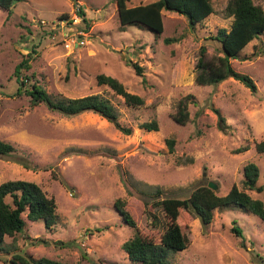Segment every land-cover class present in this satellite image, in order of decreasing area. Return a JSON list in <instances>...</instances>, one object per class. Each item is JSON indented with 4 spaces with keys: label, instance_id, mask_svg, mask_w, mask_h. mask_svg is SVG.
<instances>
[{
    "label": "rangeland",
    "instance_id": "1",
    "mask_svg": "<svg viewBox=\"0 0 264 264\" xmlns=\"http://www.w3.org/2000/svg\"><path fill=\"white\" fill-rule=\"evenodd\" d=\"M153 1L130 0L129 5ZM227 1L213 0L215 13L195 28L184 15L164 9L160 34L139 24L122 26L117 0H21L11 12L0 6V138L17 147L16 153L0 157V184L36 182L58 205L52 228L24 214L26 227L7 236L0 264H11L15 252L69 264H133L122 245L135 229L116 210L118 198L127 201L139 231L159 242L166 216L155 199L186 198L210 181L218 184L219 195L233 185L244 188L249 161L261 169L263 191H247L264 201V154L255 148L264 140V34L232 59L237 71L255 80L257 93L235 78L215 85H199L195 78L203 44L207 57L221 54L220 43L210 37L231 25L224 15ZM254 1L264 7V0ZM79 7L88 22L78 15ZM259 46L263 52L251 56ZM28 53L31 68L24 71L36 76L27 84L36 80L55 98L101 94L133 133L124 134L93 111L66 116L44 103L32 106L25 93L17 95L15 68ZM129 60L144 66V76ZM101 73L119 78L145 103L127 105L98 83ZM187 95L194 101L190 120L181 124L173 116ZM152 119L159 121V130L140 126ZM168 138L175 140L174 151ZM244 144L250 149L236 153ZM148 202L160 224L149 217ZM181 216L190 243L171 255V264H264V222L256 215L239 207L216 210L207 226L191 213ZM235 225L243 236L232 230Z\"/></svg>",
    "mask_w": 264,
    "mask_h": 264
},
{
    "label": "trees",
    "instance_id": "2",
    "mask_svg": "<svg viewBox=\"0 0 264 264\" xmlns=\"http://www.w3.org/2000/svg\"><path fill=\"white\" fill-rule=\"evenodd\" d=\"M18 1L21 0H0V6L11 12L13 5ZM129 2L130 0H117L118 15L122 26L125 27L131 23L139 24L158 34L165 30L164 9L184 15L193 28L202 24L208 16L216 11L213 0H155L134 6L129 5ZM77 13L84 21L88 22L82 7L77 9ZM224 15L226 18L232 19L230 27H222L216 35L210 37L220 43L221 54L207 57V46L205 44L201 46L195 66L196 82L199 85H215L228 78H235L250 88L253 93H257L258 86L255 80L249 74L237 71L232 64V59L241 57V53L247 45L264 34V7L254 0H228ZM65 16L67 17V15ZM165 41L170 43L172 39L165 38ZM35 51L34 47L32 52ZM262 52L263 47L259 46L251 56L254 57ZM31 56L32 54L28 53L15 68V76L19 83L17 95L25 93L30 97L32 106L44 103L50 109L66 116L93 111L107 118L124 134L131 135L133 133L131 126L124 125L119 121L120 114L116 106L101 94L55 98L36 80L27 84L36 76L34 73L28 74L24 71V69L31 68ZM127 64L134 68L137 75L144 76V66L138 61L129 60ZM97 80L100 85L109 86L116 94L122 96L124 102L129 106H140L145 103L144 97L129 91L125 84L115 76L101 73L97 76ZM193 101V95H187L179 101L177 113L173 116L176 122L186 124L190 120L189 104ZM220 123H224L222 116H220ZM140 126L150 131L160 129L157 119L145 121ZM166 141L170 150L174 151L175 140L168 138ZM255 148L258 153L264 154V140L257 141ZM249 149L250 144H244L238 147L235 152H245ZM16 151L17 147L13 143L0 138V157L12 155ZM243 173L244 188L233 185L225 195H219L208 184H204L196 187L186 198L165 197L161 201L155 199L153 204L162 206L166 216L164 231L159 242L139 231L136 217L129 209L127 201L118 198L115 201L116 210L124 222L135 229V234L122 245L130 261L133 264H171L170 258L173 253L188 248L190 239L183 230L185 221L181 212L193 214L201 220L204 226H207L213 221L216 210L239 207L256 215L264 222V201L253 197L247 191H263V186L258 182L261 169L254 161H249L245 164ZM59 179L67 185L63 178ZM159 192L161 191L158 190L157 193ZM149 205L148 202L146 208L149 217L153 223L160 224L158 215L149 208ZM57 209L55 197L48 196L36 182L24 179H10L2 182L0 184V254L5 252L8 245L7 236L15 237L17 233L24 231L26 227L24 214L30 221L43 220L47 228H52L58 223ZM232 230L237 235L243 236V231L239 226H233ZM8 252L11 250L8 249ZM9 262L11 264H69L50 257L37 259L27 257L18 252L13 253ZM106 264L117 263L107 262Z\"/></svg>",
    "mask_w": 264,
    "mask_h": 264
},
{
    "label": "water",
    "instance_id": "3",
    "mask_svg": "<svg viewBox=\"0 0 264 264\" xmlns=\"http://www.w3.org/2000/svg\"><path fill=\"white\" fill-rule=\"evenodd\" d=\"M208 186H209L210 188L214 189V190H216V189L218 188V184L215 183V182H213V181H210V182L208 183Z\"/></svg>",
    "mask_w": 264,
    "mask_h": 264
},
{
    "label": "built area",
    "instance_id": "4",
    "mask_svg": "<svg viewBox=\"0 0 264 264\" xmlns=\"http://www.w3.org/2000/svg\"><path fill=\"white\" fill-rule=\"evenodd\" d=\"M79 44V43H78Z\"/></svg>",
    "mask_w": 264,
    "mask_h": 264
}]
</instances>
